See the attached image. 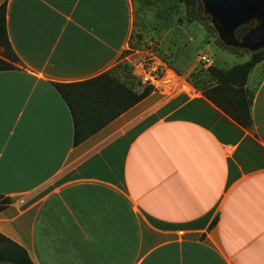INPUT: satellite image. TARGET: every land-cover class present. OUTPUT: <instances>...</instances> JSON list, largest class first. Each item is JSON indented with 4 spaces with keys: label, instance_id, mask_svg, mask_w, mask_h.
I'll return each instance as SVG.
<instances>
[{
    "label": "crops",
    "instance_id": "obj_1",
    "mask_svg": "<svg viewBox=\"0 0 264 264\" xmlns=\"http://www.w3.org/2000/svg\"><path fill=\"white\" fill-rule=\"evenodd\" d=\"M1 5L17 61L0 70V235L33 264H264V59L248 128L182 84L73 145L55 84L128 59L140 2Z\"/></svg>",
    "mask_w": 264,
    "mask_h": 264
},
{
    "label": "rangeland",
    "instance_id": "obj_2",
    "mask_svg": "<svg viewBox=\"0 0 264 264\" xmlns=\"http://www.w3.org/2000/svg\"><path fill=\"white\" fill-rule=\"evenodd\" d=\"M138 2L141 7L137 8V32L125 53L131 54L130 57H123L120 62L125 65L120 69L121 78L130 74L143 87L151 86L143 81L144 75L166 73L173 76L176 88L183 84L201 94L213 90L217 95L224 91L232 100L242 99L243 103L249 100L251 93L245 88L247 79L231 71L248 62L250 54L226 46L219 39L202 0H196L193 15L186 0ZM218 100L224 102L221 98Z\"/></svg>",
    "mask_w": 264,
    "mask_h": 264
},
{
    "label": "trees",
    "instance_id": "obj_3",
    "mask_svg": "<svg viewBox=\"0 0 264 264\" xmlns=\"http://www.w3.org/2000/svg\"><path fill=\"white\" fill-rule=\"evenodd\" d=\"M186 1L193 15V7L196 0ZM4 16L5 9L1 5L0 47L2 49L1 55L7 62L0 60V70L12 68L11 63L17 61V57L13 53L5 36ZM262 59H264V48L251 53L249 61L233 67L231 73L233 75L236 74L235 76L240 74L246 80L253 66ZM123 66H125L123 63H118L111 70L84 82L55 84L58 93L64 99L72 116L73 145L79 144L96 133L154 90L152 86H140L130 74L121 78L120 69ZM212 92L213 90L207 94L203 93V95L238 124L245 128L250 127L249 106L251 97L246 103H243L242 99L241 101L232 100L228 94H224V91L219 92V94L225 95L224 97H220L219 94L214 95ZM219 98L224 102L221 103L218 100ZM9 202V198H4L0 195V211ZM0 262L33 264L27 252L22 247L2 235H0Z\"/></svg>",
    "mask_w": 264,
    "mask_h": 264
},
{
    "label": "water",
    "instance_id": "obj_4",
    "mask_svg": "<svg viewBox=\"0 0 264 264\" xmlns=\"http://www.w3.org/2000/svg\"><path fill=\"white\" fill-rule=\"evenodd\" d=\"M203 6L219 39L232 46L234 30L250 19L259 18L264 0H203ZM241 46L251 51L264 47V13L261 24L244 37Z\"/></svg>",
    "mask_w": 264,
    "mask_h": 264
},
{
    "label": "flooded vegetation",
    "instance_id": "obj_5",
    "mask_svg": "<svg viewBox=\"0 0 264 264\" xmlns=\"http://www.w3.org/2000/svg\"><path fill=\"white\" fill-rule=\"evenodd\" d=\"M203 2V0H202ZM264 13V6L262 7L261 11L259 12V18L255 17L253 19L248 20L246 23L242 24L241 26H239L238 28H236L233 32V42L234 45L229 46V47H234V48H238L241 49L243 51H246L247 53L251 54L253 52L256 51H251L249 50L247 47H243L241 46L244 37L254 28H256L258 25L261 24L262 21V16ZM210 17V16H209ZM211 22V21H210ZM264 48V47H263ZM262 49V48H261ZM260 50V49H259Z\"/></svg>",
    "mask_w": 264,
    "mask_h": 264
},
{
    "label": "built area",
    "instance_id": "obj_6",
    "mask_svg": "<svg viewBox=\"0 0 264 264\" xmlns=\"http://www.w3.org/2000/svg\"><path fill=\"white\" fill-rule=\"evenodd\" d=\"M145 71V70H144ZM143 81L147 84L151 85L154 90L161 91L163 93H169L176 89V81H174V78L170 74H162L161 76L150 74V72L147 75H144Z\"/></svg>",
    "mask_w": 264,
    "mask_h": 264
}]
</instances>
